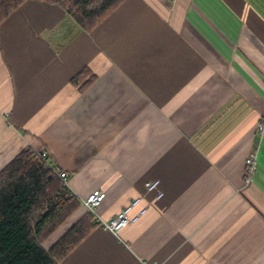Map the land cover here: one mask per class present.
<instances>
[{
  "label": "crops",
  "instance_id": "obj_1",
  "mask_svg": "<svg viewBox=\"0 0 264 264\" xmlns=\"http://www.w3.org/2000/svg\"><path fill=\"white\" fill-rule=\"evenodd\" d=\"M262 72L264 0H124L92 32L24 1L0 23V170L46 152L70 224L94 190L106 220L159 181L137 223L95 226L59 264H264Z\"/></svg>",
  "mask_w": 264,
  "mask_h": 264
},
{
  "label": "trees",
  "instance_id": "obj_2",
  "mask_svg": "<svg viewBox=\"0 0 264 264\" xmlns=\"http://www.w3.org/2000/svg\"><path fill=\"white\" fill-rule=\"evenodd\" d=\"M24 1L0 0V23ZM37 1L60 6L80 29L92 32L124 0ZM55 171L60 170L29 147L0 170V264H59L95 227L93 215L86 212L47 246L80 207Z\"/></svg>",
  "mask_w": 264,
  "mask_h": 264
},
{
  "label": "built area",
  "instance_id": "obj_3",
  "mask_svg": "<svg viewBox=\"0 0 264 264\" xmlns=\"http://www.w3.org/2000/svg\"><path fill=\"white\" fill-rule=\"evenodd\" d=\"M262 79H264V72H262ZM255 134L258 137H264V117H261L255 127ZM42 161H46V152L40 150L37 152ZM256 167V152L250 151L244 162V183L251 181ZM55 177L60 179L65 184L67 183V173L64 171H55ZM164 193L160 188L159 181L145 182L143 192L137 197L132 198L125 206H123L115 215L103 220L96 214V208L100 202L105 198V192L102 190H94L88 194L81 202L85 210L91 213L94 217V224L96 227L118 235L119 232L130 224L137 223L149 209L150 204L163 197ZM140 264H151L148 262H140Z\"/></svg>",
  "mask_w": 264,
  "mask_h": 264
},
{
  "label": "rangeland",
  "instance_id": "obj_4",
  "mask_svg": "<svg viewBox=\"0 0 264 264\" xmlns=\"http://www.w3.org/2000/svg\"><path fill=\"white\" fill-rule=\"evenodd\" d=\"M70 222H71L70 219H68L67 221H65L63 223L62 227L59 229V231H56L55 234L53 236H51V238L48 240V242L52 241L54 239V237L58 236V234H60V232L62 230H64V228H66L67 226L69 227L71 225Z\"/></svg>",
  "mask_w": 264,
  "mask_h": 264
}]
</instances>
